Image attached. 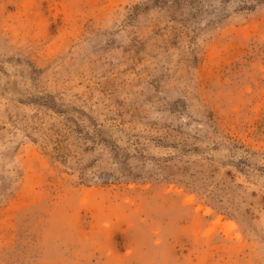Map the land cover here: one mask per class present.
<instances>
[{"label":"rangeland","instance_id":"374dc122","mask_svg":"<svg viewBox=\"0 0 264 264\" xmlns=\"http://www.w3.org/2000/svg\"><path fill=\"white\" fill-rule=\"evenodd\" d=\"M0 264H264V0H0Z\"/></svg>","mask_w":264,"mask_h":264}]
</instances>
